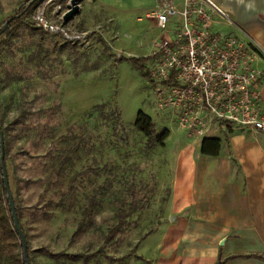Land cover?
Instances as JSON below:
<instances>
[{"label": "rangeland", "instance_id": "374dc122", "mask_svg": "<svg viewBox=\"0 0 264 264\" xmlns=\"http://www.w3.org/2000/svg\"><path fill=\"white\" fill-rule=\"evenodd\" d=\"M54 1L48 18L58 4V12L69 8L66 0ZM27 2L0 0V23ZM42 2L25 18L28 27L0 38L5 164L31 264H135L141 238L160 223L172 159L187 136L156 110L151 86L129 61L149 57L163 31L145 18L144 9L91 4L66 24L84 39L66 43L34 24L33 12ZM219 31L231 30L222 26ZM139 111L157 132L168 130L163 147L149 149L147 138L134 130ZM131 192L137 209L104 245ZM92 199L98 206L93 220L74 235ZM97 251L88 261L62 256Z\"/></svg>", "mask_w": 264, "mask_h": 264}, {"label": "crops", "instance_id": "0c3cea01", "mask_svg": "<svg viewBox=\"0 0 264 264\" xmlns=\"http://www.w3.org/2000/svg\"><path fill=\"white\" fill-rule=\"evenodd\" d=\"M161 1L78 0V5L79 9L91 4L94 8L144 9L145 18L155 25L150 16ZM212 1L256 44L264 58V0ZM257 67L264 73V59ZM262 79L260 107L264 114V76ZM207 138L219 140L217 156L201 154L203 139L189 136L175 150L162 218L139 246L136 256L140 259L131 262L264 264V133L212 128Z\"/></svg>", "mask_w": 264, "mask_h": 264}, {"label": "built area", "instance_id": "2783aa9c", "mask_svg": "<svg viewBox=\"0 0 264 264\" xmlns=\"http://www.w3.org/2000/svg\"><path fill=\"white\" fill-rule=\"evenodd\" d=\"M54 2L43 0L33 12L34 24L66 43L83 40L84 34L63 23L67 10L58 12L60 4L48 18L47 7ZM154 20L163 35L155 41L146 67L156 110L194 139L207 138L212 128L264 133V73L257 67L264 58L222 9L212 0H182L180 6L162 0ZM220 24L232 31L220 32Z\"/></svg>", "mask_w": 264, "mask_h": 264}, {"label": "trees", "instance_id": "16d2710c", "mask_svg": "<svg viewBox=\"0 0 264 264\" xmlns=\"http://www.w3.org/2000/svg\"><path fill=\"white\" fill-rule=\"evenodd\" d=\"M31 0H28V3ZM40 0H37L30 7L27 8V5L19 12L16 16H13L12 20L9 22L7 28L2 30L5 22L0 23V38L3 36H10L18 31L21 26L28 27L25 23V18L31 13V11L39 4ZM150 60V57L146 58H138V59H130L132 66L137 69L141 76L149 80V75L147 72L146 64ZM133 128L135 131L144 135L147 138V144L149 149H153L156 146L163 147L165 140L168 138L169 132L166 129L157 132L155 130V125L152 122L151 118L148 117L143 112L139 111L136 117V120L133 124ZM0 130L3 134V128L0 124ZM5 135V132H4ZM220 150V143L218 139L215 138H204L201 141L200 145V153L207 156H217ZM7 150L4 146V162L6 159ZM6 166V164H5ZM7 170V169H6ZM138 198L135 192L130 193V202L124 201L123 206L116 213V224L108 229L105 239L104 245L109 244L113 241V239L121 233L124 228L127 219L134 213L137 209ZM97 204L94 199L89 201L87 207L82 211V219L78 223L76 231L74 235L79 234L83 228L87 225V223H91L93 220V213L97 210ZM126 208V209H125ZM16 214L18 217V221L20 227L23 230V226L20 223L21 220V212L19 211L18 206L15 204ZM153 232V231H152ZM150 232L149 234H151ZM148 234V235H149ZM25 237L27 235L24 232ZM148 235H144L141 240L143 241ZM98 255V251L91 255H83V254H63L62 256L68 259L77 260L83 259L84 261H88L91 258H95ZM29 256V250H28ZM58 257L59 255H54ZM140 259V257H137ZM29 260L31 263V259L29 256ZM0 264H24L23 261V253L21 243L18 237V234L15 230L13 219L11 216V212L9 210L8 200L6 196V192L4 190L1 167H0ZM216 264H222L218 261Z\"/></svg>", "mask_w": 264, "mask_h": 264}, {"label": "water", "instance_id": "95a60500", "mask_svg": "<svg viewBox=\"0 0 264 264\" xmlns=\"http://www.w3.org/2000/svg\"><path fill=\"white\" fill-rule=\"evenodd\" d=\"M37 0H32L29 2L28 7H30L33 3H35ZM80 13L79 5H78V0H70V5L68 10L63 16V23L67 24L69 23L76 15ZM13 17L8 19L5 24L3 25V29L5 30L9 24V22L12 20ZM0 167H1V174H2V181H3V186L4 190L6 192L7 200H8V205H9V210L11 212V216L13 219V224L15 227V230L18 234L21 247H22V253H23V261L24 264H31L28 256V243L26 240V237L20 227L18 217L16 214V209H15V204L14 200L10 191V186H9V181H8V175H7V170L4 162V138L3 134L0 130Z\"/></svg>", "mask_w": 264, "mask_h": 264}]
</instances>
